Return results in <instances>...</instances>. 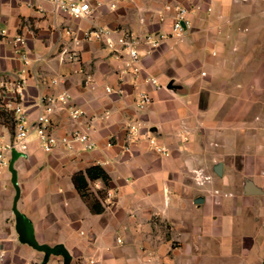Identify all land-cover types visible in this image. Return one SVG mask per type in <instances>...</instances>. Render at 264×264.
I'll list each match as a JSON object with an SVG mask.
<instances>
[{"label":"crops","instance_id":"1","mask_svg":"<svg viewBox=\"0 0 264 264\" xmlns=\"http://www.w3.org/2000/svg\"><path fill=\"white\" fill-rule=\"evenodd\" d=\"M88 1L92 13L74 18L45 0H0L1 101L9 99L5 84L24 80L21 102L34 120L42 95L66 90L84 113L56 110V132L84 128L96 144L46 153L32 141L16 160L17 208L36 240L64 244L71 264H264V0ZM172 4L190 10L181 39L171 37ZM94 26L140 36L138 70L126 52L84 40ZM148 33L168 37L151 48ZM142 92L151 96L143 109ZM130 119L167 154L147 136L126 142ZM96 164L110 176L108 185L89 181L102 213H92L74 183ZM11 178L4 169L0 264H58L20 241Z\"/></svg>","mask_w":264,"mask_h":264},{"label":"built area","instance_id":"2","mask_svg":"<svg viewBox=\"0 0 264 264\" xmlns=\"http://www.w3.org/2000/svg\"><path fill=\"white\" fill-rule=\"evenodd\" d=\"M53 4L57 11L72 16L74 18H82L89 16L94 10L88 0H45ZM167 9L172 12V32L171 37L181 39L184 33L192 28V20L190 18V10L187 6L181 4L168 5ZM70 32V31H68ZM71 33V32H70ZM7 34L6 29L0 28V36ZM168 37L166 34L148 33L144 36V43L151 48L158 47L161 42ZM86 41H101L116 56L122 52H126L129 56L127 66L138 70V63L140 61L139 45L141 43L140 36L136 35L130 30H116L106 26H94L84 32L83 36ZM14 42L18 45L24 43V39L20 36L14 38ZM77 44L80 40L75 38ZM25 64H28V59L25 54L22 55ZM23 73L26 69L23 68ZM155 83L156 79L150 78ZM57 79H52L51 83L56 84ZM12 86L5 84V93L8 94L9 99L4 103L0 99V107L8 112H11L13 132L10 130V138L5 140V135L0 132V175L4 169L9 170L10 160L13 150L25 154L29 150L32 141H37L40 148L46 153L54 152L58 147L64 151H73L76 148L82 150H92L95 148V142L92 140L88 130L84 128H75L64 134L58 135L55 130V123L53 121V114L60 108H66L70 111L74 119L83 115V111L79 109L73 102L72 95L64 90L61 92H53L44 94L40 98L42 106V113L34 120L28 114L27 108L21 102L23 98L24 80H14ZM107 91L112 88L107 87ZM151 102V96L147 92H142L139 95V106L144 108ZM9 129V128H8ZM143 124L138 120L130 119L126 123L127 137L126 142L131 143L143 136H147L149 143L153 147L163 153L167 154L164 146L158 144L156 139L149 136L148 132L143 130ZM129 150V145L126 146ZM112 196V192H108V199ZM120 241V240H119ZM89 264H95L90 261Z\"/></svg>","mask_w":264,"mask_h":264},{"label":"water","instance_id":"3","mask_svg":"<svg viewBox=\"0 0 264 264\" xmlns=\"http://www.w3.org/2000/svg\"><path fill=\"white\" fill-rule=\"evenodd\" d=\"M23 156V153L13 150L12 157L10 160L9 171L12 175V183L16 190L15 198H14V206L13 210L16 218V230L19 235V239L21 242L26 243L33 247L35 250L44 253L45 262L50 259V257L55 255L63 256V264H71L72 255L70 251L66 248V246L62 243L56 244L54 246H50L48 244L40 243L36 240L34 236V232L31 224L25 218V216L18 210L17 202L20 197V186L18 184V172L15 167V162L18 158Z\"/></svg>","mask_w":264,"mask_h":264},{"label":"trees","instance_id":"4","mask_svg":"<svg viewBox=\"0 0 264 264\" xmlns=\"http://www.w3.org/2000/svg\"><path fill=\"white\" fill-rule=\"evenodd\" d=\"M0 117L3 119L2 123L7 125L9 130L13 132V123L11 112L0 108ZM101 179L108 185L110 176L107 171L99 164L92 165L86 169L85 172H79L74 175V183L81 196L87 201L92 213H102L104 206L101 200L94 198L90 194L89 181Z\"/></svg>","mask_w":264,"mask_h":264},{"label":"rangeland","instance_id":"5","mask_svg":"<svg viewBox=\"0 0 264 264\" xmlns=\"http://www.w3.org/2000/svg\"><path fill=\"white\" fill-rule=\"evenodd\" d=\"M1 108V107H0ZM55 256H58V260H57V263L58 264H63V256L61 255H55ZM81 262H77V264H80ZM82 264V263H81Z\"/></svg>","mask_w":264,"mask_h":264}]
</instances>
